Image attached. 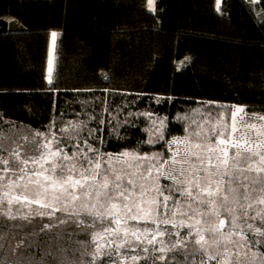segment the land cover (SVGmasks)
<instances>
[{"label":"trees","instance_id":"1","mask_svg":"<svg viewBox=\"0 0 264 264\" xmlns=\"http://www.w3.org/2000/svg\"><path fill=\"white\" fill-rule=\"evenodd\" d=\"M222 104L264 111V0H221L219 9L217 0H154V10L147 0H0L3 156L50 131L104 152H147L153 118H166L167 137L182 135L187 116ZM38 208L31 223L0 217V264H89L92 237L77 217L58 211L50 220ZM22 238L31 247L17 249Z\"/></svg>","mask_w":264,"mask_h":264},{"label":"snow or ice","instance_id":"2","mask_svg":"<svg viewBox=\"0 0 264 264\" xmlns=\"http://www.w3.org/2000/svg\"><path fill=\"white\" fill-rule=\"evenodd\" d=\"M219 3L220 0H217V7H219ZM147 4L152 10L154 0H147ZM51 35L55 40L57 33L53 32ZM49 72H51V68ZM49 83H51L50 77ZM243 111V108L236 107L232 113L233 125L230 128L228 125H223L220 131L213 132L212 135L216 137L214 145H194L195 148L203 151V155L199 152L186 150L183 160L177 158L178 150L171 153L169 159L162 161L161 154L157 153L151 157L128 152L113 156L111 153H100L98 149H93L90 145L88 146L89 151L93 152L94 156L89 157L88 153L84 152H74L72 156H69L64 147H61V140L67 142L71 139L70 136L58 139L54 133H35L31 143L35 145L34 151L39 153L38 156L22 158L17 149L9 152L7 157L0 155V188L20 189L19 195L14 197H10L8 192L0 196V217L11 221L20 219L31 223L32 204L39 205L36 215L48 216L50 220L57 219L55 213L58 211L66 213L69 217H77L73 223L81 231L91 235L92 242L96 247L95 252L89 253L92 257L90 264H96L97 260H102V257L98 255L101 246L96 241L98 238L103 239V235L101 232L95 231L97 224L102 226L103 234L116 235L122 240V243L117 244L115 249L104 253V256L107 257L104 264H120L121 259H131L133 264H136L140 259L150 261V264H211L213 261L215 264H228L225 259L227 251L210 255L206 247L208 241L205 239V233L215 236L224 228L226 223L224 219L218 220V226H208L202 231L199 227L200 221H197L196 225L186 224L183 220L177 223L176 217L179 214L191 219L196 215H201L198 211L199 207L212 209L213 214L219 216L220 213L213 208L215 201L219 198L221 203L218 207L222 208L224 214L230 217V225L234 229L238 227L237 220L241 218L237 216L238 209L243 213L242 218L246 220L249 210L257 206H264V131L257 130L254 124L246 125L255 131V136L246 138L243 132L240 133L238 140L245 141V143L231 142V147L234 150L232 157H228L227 151L219 147L230 143V141L219 139V137L224 135L225 130L228 131L229 137L237 131L235 115L236 112ZM250 119L264 121V117H250ZM162 127L163 122L161 121ZM61 132L66 133L68 129H61ZM89 134L91 135V133ZM191 135L189 134L184 138L174 137L166 143L169 144L170 148L173 145L178 146L180 143L188 144ZM195 135L199 136V133H195ZM36 137H42L43 140H37ZM157 138L158 140L163 138L162 132H158ZM53 142H55V148L51 147ZM152 142L151 139L147 141V143ZM2 150L0 149V151ZM105 156L107 157L106 160H104ZM49 157L52 159H48ZM123 157L146 161V173L121 174L112 162L114 160L120 162ZM102 160H104L103 167ZM10 162L15 167H11ZM77 162L82 165L78 173L75 172ZM29 163L33 166L31 169L28 168ZM156 164H159L160 167L156 168ZM46 165L48 166L46 167ZM165 165H169L166 172L162 171ZM153 170L157 173L155 177L157 181L160 175L165 174L168 179L173 180L172 187H161L158 183L146 184L152 178ZM186 173L187 179H177V177H184ZM77 175L79 178H75ZM25 176L28 177V183H23ZM129 176L139 178L141 182L138 187L133 179L128 178ZM5 181L7 182L4 183ZM30 184L33 186L32 194L36 199L29 198ZM222 184L224 185V194L218 196L221 193ZM165 191L169 195H164ZM193 191L196 193L195 196ZM177 192L185 201H192L198 207L192 208L190 203L180 205L179 200L172 199V196ZM80 193L85 199L94 198L104 210H97L96 204H84L82 212L70 208L69 203L79 200ZM149 193L154 194L153 199H145ZM49 196H51V202H49ZM170 200L171 206L169 205ZM13 203L20 207H28L29 213L13 215L11 211ZM181 208H187L188 211H179ZM81 216L89 218L90 222L86 223L84 219L79 218ZM251 218L253 220L260 219L264 223V213L261 211H257L256 215ZM139 220L144 223L142 231L145 234L147 244L152 246V255L145 257L125 255L121 257L120 249L122 247L126 248L129 253L134 252L136 248L144 253L149 252V248L143 246L145 240L141 239L139 226L126 227L129 221ZM60 223L64 224L67 221L61 220ZM149 223L151 228L148 227ZM168 225H171V230ZM56 226L55 224H45L41 230L50 231L52 227ZM184 228H187V232L181 237L180 229ZM248 228L250 231L264 236V231L254 228L253 225L249 224ZM89 229L93 231L89 233ZM129 236L132 237L131 241L128 239ZM165 236L168 240H172L171 244L166 243ZM3 239V234H0V247H3ZM189 243L194 246L192 249L188 247ZM217 245L219 246V241H217ZM25 247H31V245L26 246L22 238L17 243L16 248ZM114 254L117 257L115 260L113 259ZM177 255L182 256L183 260L177 259ZM197 255L201 257L200 260L189 259V257H196Z\"/></svg>","mask_w":264,"mask_h":264},{"label":"rangeland","instance_id":"3","mask_svg":"<svg viewBox=\"0 0 264 264\" xmlns=\"http://www.w3.org/2000/svg\"><path fill=\"white\" fill-rule=\"evenodd\" d=\"M257 2L258 0H252ZM221 0L219 3L220 8ZM149 7V6H148ZM150 9V7H149ZM154 10V6L153 9ZM56 33V32H55ZM56 39V37H55ZM54 44L55 40H53V37L51 39V46L49 51V59H48V71H47V79L49 81V77L52 79V71H53V65H54ZM51 68V72H49V69ZM221 110H219L216 113L211 112L210 110H206V105H203L200 109L196 110L194 113L187 116L185 119L186 122V130L185 133L182 135H174L167 137L166 128H167V120L164 117H155L152 120V123L150 125V134L149 139H151L153 142L149 143L150 148L147 152H139L136 150H124L122 152L113 153V152H104L102 151L98 146L82 142L79 139H70L69 144H63L61 142V147H64L65 151L69 156H72V154L75 153H88L89 157L94 156L95 154L93 152L89 151V145L93 149H98L100 153H111L113 156H117L121 153L128 152V153H136L140 156H149L151 157L154 153L161 154V160L169 159L171 157V153L177 152L178 150V159H185L184 153L185 151L190 152H199L201 155H203V151L201 149H197L194 147L196 144L200 145H207V144H215L216 143V137H214L212 134L214 131L218 132L221 130V127L223 125H228L229 128L233 125V119H232V113L235 111L236 107H241L244 109L243 112H236L235 115V127L237 129L236 132H233L231 137L228 135V131H224V135L219 137V139H223L226 141H230L229 144L226 145H220V148H224L227 151L228 157H232L233 155V149L231 147V142H238L240 144L245 143V141H239L238 137L240 133H244L246 138L247 137H254L255 131L246 127V125H255L257 130L264 131V121H261L260 119H250V117H264V111L259 109L250 108L247 105L242 104H222L219 105ZM3 118V115L0 116ZM161 121L163 122V127L161 128ZM158 132H162L163 138L158 140ZM43 134H50L54 133L55 136L58 139H61L60 136L55 131L50 132H38ZM195 133H199V136H196ZM189 134H192L190 137V143L184 144L180 143L178 146L173 145L171 148L169 147V144L166 143V141H171L174 137L175 138H184L188 136ZM208 138V139H206ZM37 140H43L42 137H36ZM31 140H26L22 143L21 146H19L17 149L20 151L22 158H27L28 156H38L39 153L34 151L35 145ZM46 142V141H45ZM31 144V145H30ZM75 145V147H74ZM31 146V147H30ZM51 147L55 148V142L51 145ZM0 155H2L0 153ZM48 159H52V157H49ZM107 157H104V160H106ZM104 160L101 161L102 167L104 166ZM215 163V161H213ZM113 166L120 170L121 174L124 173H133V172H140V173H146L147 168V162L146 161H139L135 160L132 157H123L120 162L113 161ZM193 163H195L193 161ZM11 167H15V165H12L10 162ZM48 165H46L47 167ZM33 166L31 163H29L28 168L31 169ZM82 165L77 162L75 172L78 173L81 170ZM83 167H86V165H83ZM156 168H159L160 165L156 164ZM187 167V165H185ZM169 169V165H165L164 169L162 171H167ZM47 175V173H46ZM157 176V173L155 170H153L152 178L149 179L146 184L152 185L154 183H158L161 187H172L173 180L168 179L167 175H160L158 181L155 179ZM75 178H79L78 175ZM128 178L133 179L137 183V187L139 186V183L141 182L137 176H129ZM177 179L184 180L187 179V173L184 177H177ZM5 181L4 183H6ZM23 183H28V177L25 176V180ZM235 187V185H233ZM224 185H221V193L218 194L222 195L223 193ZM5 192L9 193L10 197H14L16 195H19L20 189H8V188H0V196H3ZM33 192V186L29 185V198L30 199H36V197L32 194ZM164 195H169L167 191L164 192ZM193 195L195 196L196 193L193 191ZM154 194L149 193L145 199H153ZM172 199L179 200L180 205L185 204H191L192 208H197V204L192 201H185L180 194L177 192L174 196H172ZM199 199V197H198ZM49 202H51V196H49ZM221 201L219 198L215 201V204L213 208L215 211L219 212L220 215L216 216L213 214V210L209 209L207 207H199L198 211L201 213V215H196L195 217L189 219L187 217H182L179 214L176 217L177 223H179L181 220H183L186 224H193L196 225L197 221H200L199 227L203 231V229L207 228L208 226H218V220L224 219L226 221L224 228L218 232L215 236H211L208 233H205V239L208 241V244L206 247L208 248V252L210 255H215L217 252H225L227 251V255L225 259L228 261V264H264V255L260 252L258 249V241L259 237H264L259 235L258 233H255L253 231H250L248 228V225H253L254 228L260 229L261 231H264V223L261 222L260 219L253 220L251 217L256 215L257 211H261L264 213V206H257L254 209L249 210L248 212V218L245 220L243 217V213L238 209L237 210V216L241 217L237 220L238 227L232 228L230 225V217L224 214L223 209L219 208L218 205H220ZM84 204H96V208L99 211H103L104 209L96 203L95 199L92 198L91 200L85 199L83 194L80 193V199L75 201L74 203H69L70 208H75L78 212L83 211V205ZM38 205V204H35ZM169 205L171 206V200L169 201ZM39 206V205H38ZM45 211V210H42ZM179 211H188L187 208H181ZM132 225H138L141 229L140 235L141 239L145 240V234L143 233L144 223L142 220L139 221H129L126 225V227H131ZM149 228H151V224L148 225ZM168 228L171 230V225H168ZM95 231L101 232L103 235V239H97L96 243L101 246V250L98 253L100 257H102V260H97L96 264H104V261L107 260V257L104 256V253L108 252L111 249H115L117 244H121L122 240L119 236L112 235V234H103L102 232V226L100 224H97ZM187 232V228L180 229L181 237L184 236V234ZM129 241L132 240V237L129 236ZM158 239H160L158 237ZM164 240L167 244H171L172 240H168V238L165 236ZM173 240H175V237H173ZM217 241H219V246L217 245ZM143 246H146L149 248L148 253L142 252L139 248H136L134 252H128L126 248L120 249V255L121 257L127 255L132 256L136 255L139 257H145L151 252V245H148L146 240ZM133 247H135V244H133ZM96 251L95 244L92 242V250L91 253ZM113 259H117L116 255H113ZM92 260V257L90 256V261ZM89 261V264H90ZM139 261V260H138ZM133 261L131 259H121L120 264H132Z\"/></svg>","mask_w":264,"mask_h":264}]
</instances>
